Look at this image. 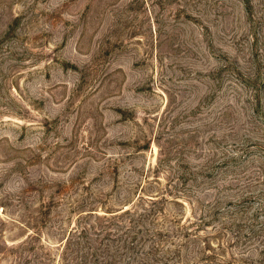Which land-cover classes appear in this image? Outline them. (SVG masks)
<instances>
[{
    "label": "rangeland",
    "instance_id": "1",
    "mask_svg": "<svg viewBox=\"0 0 264 264\" xmlns=\"http://www.w3.org/2000/svg\"><path fill=\"white\" fill-rule=\"evenodd\" d=\"M0 264H264V0H0Z\"/></svg>",
    "mask_w": 264,
    "mask_h": 264
}]
</instances>
